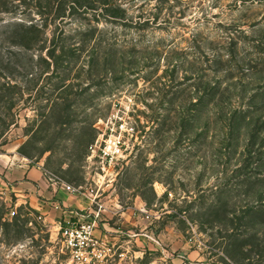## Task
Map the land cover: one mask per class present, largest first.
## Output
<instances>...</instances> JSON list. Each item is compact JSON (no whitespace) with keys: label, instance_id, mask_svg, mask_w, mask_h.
I'll return each instance as SVG.
<instances>
[{"label":"rangeland","instance_id":"obj_1","mask_svg":"<svg viewBox=\"0 0 264 264\" xmlns=\"http://www.w3.org/2000/svg\"><path fill=\"white\" fill-rule=\"evenodd\" d=\"M67 1L0 0V160L99 211L91 264H264V0ZM0 215V264H74L59 218Z\"/></svg>","mask_w":264,"mask_h":264},{"label":"built area","instance_id":"obj_2","mask_svg":"<svg viewBox=\"0 0 264 264\" xmlns=\"http://www.w3.org/2000/svg\"><path fill=\"white\" fill-rule=\"evenodd\" d=\"M93 154L98 159L101 170L114 166L122 157V144L119 135H111L103 139L93 150ZM64 190L68 193L74 192L70 186H65ZM10 215L13 216L14 212L11 211ZM37 220H41L40 215ZM98 221L99 211L87 216L75 210L70 211L69 217L57 221L56 229L61 250L69 257L70 262L91 264L94 258L100 256L99 241L93 234Z\"/></svg>","mask_w":264,"mask_h":264},{"label":"crops","instance_id":"obj_3","mask_svg":"<svg viewBox=\"0 0 264 264\" xmlns=\"http://www.w3.org/2000/svg\"><path fill=\"white\" fill-rule=\"evenodd\" d=\"M0 195H12L16 204L29 205L48 223L56 218L69 217L70 211L74 210L68 194L55 189L51 194L46 192L38 171L28 166L10 164V160L3 158L0 160Z\"/></svg>","mask_w":264,"mask_h":264},{"label":"trees","instance_id":"obj_4","mask_svg":"<svg viewBox=\"0 0 264 264\" xmlns=\"http://www.w3.org/2000/svg\"><path fill=\"white\" fill-rule=\"evenodd\" d=\"M69 2V3H68ZM76 2V1H75ZM74 1H67V3L70 5V8L73 7H78L79 6H83L84 4H89L88 0H82L83 3L79 2V3H75ZM72 4V5H71ZM85 6V5H84ZM101 7H96L93 8L92 6H90V4L88 5V9L94 11L93 13L99 14L101 16H107V17H113V18H121L123 16V9L121 10L119 5L113 4L111 2L108 1H104V3L102 2L100 4ZM264 207H257L255 208V214H261L263 213ZM1 219L2 216L0 215V226H1ZM15 221V220H14Z\"/></svg>","mask_w":264,"mask_h":264}]
</instances>
